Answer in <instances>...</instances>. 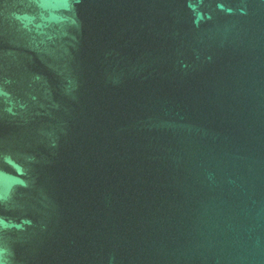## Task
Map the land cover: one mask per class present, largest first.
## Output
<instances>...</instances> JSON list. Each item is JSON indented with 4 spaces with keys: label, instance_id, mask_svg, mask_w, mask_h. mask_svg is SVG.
Returning <instances> with one entry per match:
<instances>
[{
    "label": "water",
    "instance_id": "95a60500",
    "mask_svg": "<svg viewBox=\"0 0 264 264\" xmlns=\"http://www.w3.org/2000/svg\"><path fill=\"white\" fill-rule=\"evenodd\" d=\"M0 264H264V0H0Z\"/></svg>",
    "mask_w": 264,
    "mask_h": 264
}]
</instances>
